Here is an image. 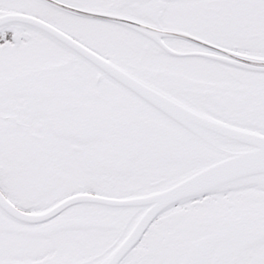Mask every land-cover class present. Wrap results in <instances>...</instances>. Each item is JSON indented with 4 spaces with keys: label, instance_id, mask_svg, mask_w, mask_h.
Wrapping results in <instances>:
<instances>
[{
    "label": "snow or ice",
    "instance_id": "1",
    "mask_svg": "<svg viewBox=\"0 0 264 264\" xmlns=\"http://www.w3.org/2000/svg\"><path fill=\"white\" fill-rule=\"evenodd\" d=\"M0 264H264V0H0Z\"/></svg>",
    "mask_w": 264,
    "mask_h": 264
}]
</instances>
